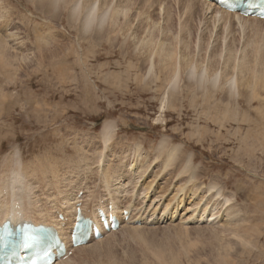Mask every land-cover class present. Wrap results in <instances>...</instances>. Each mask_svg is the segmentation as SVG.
Segmentation results:
<instances>
[{
  "label": "rangeland",
  "instance_id": "374dc122",
  "mask_svg": "<svg viewBox=\"0 0 264 264\" xmlns=\"http://www.w3.org/2000/svg\"><path fill=\"white\" fill-rule=\"evenodd\" d=\"M127 1L0 0V206L51 203L65 238L80 195L90 217L106 201L118 214L128 207L117 232L73 250L65 264H264V141L255 152L248 137L264 132V84L251 88L264 81V25L241 32L233 18L226 32L200 0ZM88 3L96 15L86 29ZM114 8L121 16L112 24ZM163 25L176 64L188 55L175 83L156 56L148 60ZM241 58L248 70L237 67ZM208 64L203 88L191 66ZM211 73L220 78L213 88ZM20 209L26 220L42 218Z\"/></svg>",
  "mask_w": 264,
  "mask_h": 264
},
{
  "label": "bare ground",
  "instance_id": "6f19581e",
  "mask_svg": "<svg viewBox=\"0 0 264 264\" xmlns=\"http://www.w3.org/2000/svg\"><path fill=\"white\" fill-rule=\"evenodd\" d=\"M54 1V3H56V2H58L59 0H53ZM62 1V0H61ZM91 1V0H90ZM109 1V0H108ZM120 1V0H119ZM125 1V0H124ZM128 1H130V0H128ZM127 1V2H128ZM133 1V0H132ZM150 1V0H149ZM160 1V0H159ZM162 1V0H161ZM182 1V0H181ZM192 1V0H191ZM191 1H189V3H191ZM201 1V0H200ZM83 2V1H82ZM102 2H103V0H102ZM127 2H125V3H127ZM158 2V1H157ZM171 2L173 3V1L171 0ZM179 2V1H178ZM177 2V3H178ZM185 1H183L182 3H183V5L185 4L184 3ZM40 3V2H39ZM84 3V2H83ZM94 4L95 3H97V2H93ZM92 3V4H93ZM106 3V2H105ZM105 3H104V5H105ZM129 3V2H128ZM176 3V4H177ZM181 3V2H180ZM203 4L202 6H204V11H205V13H208V15H207V17L208 16H210V15H212V17L210 18V20L211 19H213V22L214 23H221V24H224V26H223V29L224 30H226V27H228V29L226 30V32H228L229 31V27H230V29H231V22L230 21H232L233 20V18H235V21L233 20V22H232V24H233V27H235L236 25H237V27H238V30H240L241 32H244L246 29H248L247 28V26H250V25H252V24H258V25H264V21H261V20H259V19H257V18H252V17H248V18H246V19H244L243 17H240L238 14H234V13H228V12H225V11H222V10H220V9H218L214 4H209V3H206V1H201L199 4ZM89 4V3H88ZM131 4H132V2H131ZM146 4V3H145ZM144 4V5H145ZM162 4V3H161ZM193 4H195V3H193ZM37 5V4H36ZM90 5V4H89ZM96 5V4H95ZM124 5H126V4H124ZM182 5V4H181ZM180 4H179V6H181ZM111 6H113V5H111ZM148 6H149V4H148ZM176 6V5H175ZM188 6V12H189V8L190 7H192L193 8V6L194 5H192V6H190V4H188L187 5ZM190 6V7H189ZM102 7H103V5H102ZM102 7H100V8H102ZM113 7H115V6H113ZM126 7V6H125ZM124 7V8H125ZM130 7H131V5H130ZM129 7V4H128V9L130 8ZM134 7V6H133ZM159 7V6H158ZM166 6H164V8H165ZM93 8H95V7H93ZM93 8H91V5H90V7H88V10L85 12L86 13V15L84 16V18H83V27L84 28H88V27H90L91 26V24L94 22L93 20H94V16L96 15L95 13H94V10L96 11V9H93ZM144 8H146V7H144ZM151 8V7H150ZM178 8H180V7H178ZM195 8V7H194ZM115 9V8H114ZM132 9V8H131ZM147 9V8H146ZM166 9V8H165ZM176 9H177V7H176ZM184 9H186V7L184 8ZM97 10H98V8H97ZM100 10V9H99ZM105 11V10H104ZM103 11V12H104ZM143 11H144V9H143ZM165 11V10H164ZM167 11V10H166ZM186 11H187V9H186ZM186 11L184 10V12H185V14L186 15H189V14H187L186 13ZM193 11V10H192ZM100 13V14H104V13ZM107 13H108V11H106ZM123 12V11H122ZM137 12V11H136ZM142 12V11H141ZM160 12V11H159ZM190 12H191V9H190ZM189 12V13H190ZM196 12V11H195ZM120 10H118V9H115V11H113V17H110V18H112L111 20V23L112 24H115V22H114V20H113V18H116V17H118V15H120ZM146 13H150V12H146ZM146 13H144V14H146ZM166 13V12H165ZM179 13V12H178ZM201 13V12H200ZM209 13H210V15H209ZM81 14V13H80ZM106 14V13H105ZM109 14V13H108ZM148 14H147V16H148ZM161 14V13H160ZM164 14V13H163ZM167 14V13H166ZM196 14V13H195ZM194 13H193V15H195ZM134 15V14H133ZM140 15V14H139ZM169 15H170V13H169ZM179 15V14H178ZM182 15H184L183 13L180 15V18H181V16ZM200 15V14H199ZM110 16H112V15H110ZM121 16V15H120ZM163 16V15H162ZM191 16V15H190ZM201 16V15H200ZM206 16V15H205ZM78 17H79V15H78ZM164 17V16H163ZM171 16H169V18H170ZM178 17V16H177ZM185 17L186 16H184V18L182 17L180 20L182 21V19H185ZM199 17V16H198ZM102 18V21H100V22H103L104 21V18H103V16L101 17ZM109 18V19H110ZM148 18V17H147ZM157 18V17H156ZM168 17H167V21H168V19H169ZM186 18H190V17H186ZM195 18V17H194ZM200 19H201V17H199ZM71 19V18H70ZM99 19V18H98ZM101 20V19H100ZM117 20V19H116ZM124 20V19H123ZM128 20V19H127ZM143 20V19H142ZM163 20H165V18L163 19ZM188 20V19H187ZM186 19L185 20H183L184 21V23L187 21ZM202 20V19H201ZM210 20H208V21H210ZM227 20H229V22L230 23H228L227 22ZM76 21H78V20H76ZM126 21V20H125ZM144 21V20H143ZM167 21H165L166 23L165 24H168L167 23ZM181 21H179L180 23H181ZM182 21V22H183ZM190 20H188L187 22H189ZM98 22V21H97ZM99 22V23H100ZM134 22V21H133ZM146 22V21H145ZM170 22V21H169ZM187 22H186V24H187ZM206 22V21H205ZM76 23V22H75ZM139 23H140V21H139ZM148 23V22H147ZM179 23V24H180ZM210 23H212V22H210ZM213 23V24H214ZM102 24V23H101ZM101 24H99V25H101ZM138 24V23H137ZM170 24V23H169ZM189 24H191V23H189ZM188 24V25H189ZM203 24V23H202ZM212 24V25H213ZM120 25V24H119ZM181 26H182V24H180ZM205 25V24H204ZM129 26V25H128ZM145 26V25H144ZM164 26V25H163ZM169 26V25H168ZM168 26H164L163 28H165V29H162L161 28V40H157V41H155V43H154V47L150 50V52L148 53L149 54V57H148V60L151 58V60L153 59V57L154 56H156L157 57V60H156V66H159V73H164V74H166V81L167 80H170V79H172V82L173 83H175V81L177 82V80H178V76H179V71H182L183 73H184V71H186V70H188V64H187V59L186 58H188V55L187 56H183V59H182V62L184 63V64H176V60H177V58H175L173 55L175 54L174 53V48L170 45V44H167L168 42H167V38H166V36H167V32H168ZM206 26H207V23H206ZM214 26V25H213ZM213 26H211V27H213ZM218 26V25H217ZM219 26H221V28H222V25H220L219 24ZM99 27H101V26H99ZM155 27V26H154ZM183 27V29H184V27H185V25L184 26H182ZM187 27H189V26H187ZM187 27H186V30H183V31H188L189 32V30H187ZM205 27V26H204ZM209 27H210V24H209V26H208V30H209ZM211 27H210V29H211ZM254 27V26H253ZM80 28V27H79ZM159 28V27H158ZM180 28L181 27H179V30H180ZM214 29H215V27H213ZM218 28H220V27H218ZM260 28V27H259ZM188 29H190V28H188ZM204 30V32H205V29L206 28H203ZM206 29V30H207ZM214 29H212L213 31H214ZM223 29H220L221 31L223 30ZM235 29V28H234ZM237 29V28H236ZM120 30V29H119ZM154 30V29H153ZM181 30H182V28H181ZM207 30V31H208ZM212 30H211V32H212ZM258 30V29H257ZM145 31V30H144ZM171 31V30H170ZM210 31V30H209ZM219 31V30H218ZM232 31V30H231ZM235 31V30H234ZM261 31V30H260ZM188 32H187V35L186 36H188L189 34H188ZM261 32H263V31H261ZM146 33V32H145ZM148 33H150V32H147V34ZM169 33V32H168ZM206 33V32H205ZM232 33H233V31H232ZM231 33V34H232ZM172 34V33H171ZM179 34H180V31H179ZM184 34V33H183ZM186 34V33H185ZM213 34V33H212ZM220 34H221V32H220ZM230 34V35H231ZM234 34V33H233ZM239 34V33H238ZM245 34V33H244ZM250 34V33H249ZM255 34V33H254ZM258 34V33H257ZM149 35V34H148ZM148 35H147V37H148ZM152 35V34H151ZM151 35H149V36H151ZM177 35V34H176ZM208 35H211V34H208ZM227 35H229L228 33H227ZM262 35V34H261ZM115 36V35H114ZM145 36V35H144ZM153 36V35H152ZM151 36V37H152ZM178 36V35H177ZM176 36V37H177ZM185 36V35H184ZM180 37L179 39H184L185 40V37ZM212 36V35H211ZM211 36H209L210 38H211ZM221 36V35H220ZM222 36H223V34H222ZM226 36V35H225ZM250 36V35H249ZM263 36V35H262ZM111 37V36H110ZM146 37V38H147ZM154 37H155V35H154ZM171 37V36H170ZM189 37V36H188ZM216 37V36H215ZM214 37V38H215ZM224 37V36H223ZM233 37V35L231 36V38ZM142 38V37H141ZM145 38V39H146ZM187 38V37H186ZM245 38V37H244ZM247 38V37H246ZM250 38V37H249ZM248 38V39H249ZM256 38V37H255ZM254 38V39H255ZM116 39V38H115ZM158 39H159V37H158ZM204 39V38H203ZM221 39H222V37H221ZM226 38H223V40L224 41H226L225 40ZM234 39V38H233ZM232 39V40H233ZM250 39H252V38H250ZM249 39V40H250ZM262 39V38H261ZM144 40V39H143ZM173 40H175V38H173ZM184 40H182V41H184ZM193 40V39H192ZM215 40H216V38H215ZM218 40V39H217ZM249 40H246V41H249ZM145 41H147V40H145ZM152 39H148V41L146 42V44H148V45H150L151 43H152ZM186 41V40H185ZM203 41V40H202ZM228 41V40H227ZM231 41V40H230ZM167 42V43H166ZM245 42V41H244ZM250 42H251V40H250ZM253 42V41H252ZM138 43V42H137ZM142 43V42H141ZM179 43H180V41H179ZM184 43V42H183ZM188 43V42H187ZM187 43L185 44V45H187ZM228 43V42H227ZM256 43H257V41H256ZM264 43V42H263ZM42 44V43H41ZM188 44H190V43H188ZM231 44V43H230ZM261 44V43H260ZM180 46H182L181 48H183V44H179ZM246 45H247V42H246ZM246 45H245V47H246ZM146 46V45H145ZM177 46V45H176ZM226 47H228L227 45H225ZM255 46V45H254ZM257 46V45H256ZM255 46V47H256ZM199 47V46H198ZM197 47V48H198ZM244 47V48H245ZM252 47H253V45H252ZM137 48V47H136ZM229 48V51L231 52V49H230V47H228ZM243 48V49H244ZM177 49V48H176ZM184 49V48H183ZM182 49V50H183ZM226 49V48H225ZM256 49H257V47H256ZM255 49V50H256ZM250 50V49H249ZM252 50V49H251ZM64 51V50H63ZM197 51H198V54H199V51H200V48H198L197 49ZM228 51V52H229ZM3 52V51H2ZM176 53H177V51H175ZM186 52V51H185ZM230 52H229V54H230ZM245 52V51H244ZM244 52H242V57H244L245 55V53ZM4 53V52H3ZM43 53V52H42ZM59 53V52H58ZM180 53H182L181 51H180ZM248 52H246V54H247ZM258 53V52H257ZM250 55H251V53H250ZM249 55V56H250ZM4 56H6L5 54H4ZM230 56H231V54H230ZM229 56V57H230ZM248 56V55H247ZM257 56V55H256ZM134 57V56H133ZM179 57V56H178ZM231 58V57H230ZM250 58H252V57H250ZM179 59V58H178ZM242 59V58H241ZM150 60V61H151ZM189 60V59H188ZM228 60V59H227ZM246 60H247V58H246ZM256 60H258V59H256ZM259 60H260V58H259ZM149 61V62H150ZM231 61V60H230ZM239 61V60H238ZM242 62L240 63V61H239V63L240 64H237V67H238V65L239 66H241V68L240 69H242V70H248V69H246L247 67H249V65L251 66V63L249 64V62L248 63H246L243 59L241 60ZM255 61V60H254ZM253 61V62H254ZM190 62V61H189ZM252 62V61H251ZM257 63H258V61H257ZM256 63V64H257ZM190 64H191V62H190ZM227 63H225V66L224 67H226L227 65H226ZM255 64V62L253 63V65ZM256 64L254 65V67H256ZM150 65V68H149V70H148V72H151L152 70H153V68H155V64H153L152 62L149 64ZM179 65V66H178ZM235 65V64H234ZM252 65V66H253ZM261 64H258L257 65V67L258 66H260ZM231 66V65H230ZM247 66V67H246ZM228 67V66H227ZM246 67V68H245ZM254 67H251V68H253L254 69V71L252 72V74L251 73H249L250 75H254V77L253 78H256V73H255V68ZM256 67V68H257ZM260 67H262V66H260ZM208 69L210 70V72H212L211 70L213 69L212 68V66H210L209 64L207 65V66H205V67H199V66H196V65H194V66H191V75H194V73L195 72H197V74H198V71H199V75H198V77H199V79H198V83H199V86H202L203 88H204V86H205V83L209 80V78H210V76L208 75ZM237 69V68H236ZM250 69V68H249ZM259 70H260V68H258ZM248 72V71H247ZM251 72V71H250ZM255 73V74H254ZM210 74V73H209ZM213 74L214 73H211V78H212V88L218 83V81H219V79L220 78H218L219 76H217V73L214 75V77H213ZM247 74V73H246ZM138 75V74H137ZM261 75H263V74H261ZM139 76H140V74H139ZM182 76V75H181ZM252 76H251V78H252ZM258 77H264V76H259L258 75ZM159 79V78H158ZM249 80V79H248ZM230 81V82H229ZM246 81V80H245ZM227 82H229L230 83V86L229 85H227V86H229V89L227 90V92L228 93H230V95H232V97L233 96H235V94H236V90L238 89L237 88V84H236V80H233V79H228L227 80ZM247 82V81H246ZM263 84H264V81L262 80V79H255V80H253L252 81V87L251 88H253V90L256 88V87H261V86H263ZM170 85V84H169ZM250 85V82H249V84H248V86ZM247 86V87H248ZM179 90V89H178ZM255 92V91H254ZM255 95V94H254ZM236 97H238V96H236ZM223 98V97H222ZM234 99V98H233ZM251 101L252 100H248V102L249 103H251ZM230 102V101H229ZM228 103V102H227ZM260 103H262V102H260ZM259 104V103H258ZM229 115V114H228ZM110 127L111 126H109V124L107 125V126H105V132L106 133H104V132H102V133H104L105 135H107L108 134V136H109V133H107V131H108V128H109V130H111L112 131V129H110ZM112 128V127H111ZM106 129H107V131H106ZM110 132V131H109ZM264 132H262V133H251L248 137H249V142L251 143V145L252 146H256L257 144H255V143H257L258 142V145L260 146V148L263 146V141H264V134H263ZM103 134V135H104ZM110 134H111V136H112V133L110 132ZM107 136V137H108ZM105 136H103V138H104ZM106 138V137H105ZM103 139V140H106V139ZM106 141H109L108 140V138H107V140ZM105 141V142H106ZM250 145V146H251ZM254 146L255 148H254V150L256 149L257 150V148L259 147V146ZM252 149L251 150H253V147H251ZM260 148H258V149H260ZM175 150V149H174ZM248 150V149H247ZM256 150H255V152H256ZM166 151V154L168 155V153L169 152H171L172 153V151H173V149H172V151L170 150L169 152H167L168 151V149L167 150H165ZM259 151H261V150H259ZM173 152H176V150L175 151H173ZM248 152H250V149H249V151ZM262 152V151H261ZM260 153V152H259ZM176 154V153H175ZM174 154V155H175ZM169 155H170V153H169ZM173 156V155H172ZM168 161L170 160V158H168L167 159ZM171 160H172V158H171ZM189 161V160H188ZM187 161V162H188ZM177 162H179V161H177ZM190 163V162H189ZM188 163V164H189ZM188 164L186 165V167L188 168L189 166H188ZM170 165H171V163H170ZM172 166V165H171ZM129 167V166H128ZM165 168V167H164ZM187 168H184V169H187ZM189 169V168H188ZM183 172H185V171H183ZM190 174V173H189ZM103 177V176H102ZM116 177V176H115ZM192 178V177H191ZM4 179V178H3ZM2 179V180H3ZM108 179V178H107ZM112 179V178H111ZM115 179V178H114ZM117 179V178H116ZM5 180V179H4ZM4 180L2 181V185H5V183L3 184V182H4ZM14 180H18V179H16V178H14ZM119 180V179H118ZM111 182V181H110ZM112 182H114V181H112ZM118 183V182H117ZM114 184V183H113ZM126 184V183H125ZM0 186V187H2V190H3V187L4 186ZM105 185L107 186V187H109V183L108 182H105ZM117 185V184H116ZM110 186H112L111 184H110ZM123 186H124V184H123ZM126 186V185H125ZM48 187V186H47ZM115 186H113V188H110V190H112V189H115L114 188ZM118 187H120V185L118 186ZM117 187V188H118ZM126 188V187H125ZM145 188V190H146V187H144ZM215 188H213V190H214ZM2 190H1V188H0V195H1V193H2ZM109 190V192L111 193V192H113V191H110ZM216 190V189H215ZM79 191V190H78ZM77 191V192H78ZM134 191V190H133ZM132 191V192H133ZM148 191V190H147ZM126 192V191H125ZM149 192V191H148ZM182 192V191H181ZM218 192V191H217ZM115 193H117V192H115ZM114 193V194H115ZM109 194V193H108ZM143 194H145V193H143ZM113 195V194H112ZM122 195V194H121ZM218 195V194H217ZM148 196V195H147ZM144 197H145V195H144ZM229 199V198H228ZM17 200V199H16ZM20 200V199H19ZM19 200H17V201H19ZM16 201V202H17ZM223 201V205H224V207H225V204L226 203H228L229 201H227V200H222ZM22 202V201H21ZM11 203L10 205H7L6 203H3V202H1L3 205H1L0 206V225H2V223L3 222H5L6 220H10V221H12L13 223H22V222H25V221H27L26 220V217H25V215L24 214H21L22 212H20L19 210H21L20 208H23V209H25V211H26V215H27V211L29 212V213H32V214H34V216L35 217H42L41 218V220H36L35 222H32L33 224H35V225H39V224H42V225H45V226H53V227H56L57 229H58V231H59V233H60V235H61V237L63 238V239H65V240H67V241H69V233H66V238L64 237V235L62 234V232H61V230L63 231V227H59V223H58V221H57V219H56V216L54 215H48V212H49V208H51V206L53 205V204H51V203H47V204H40L39 206L38 205H35V208H36V210H35V208H34V206H32L33 205V202H32V200H30V199H25V202H23V203ZM62 202V201H61ZM117 203V202H116ZM116 203L115 202H113V203H111V207H112V211L116 214V216H117V209L119 208V206L117 207V208H115L114 206L116 205ZM151 203H153V202H151ZM77 204V203H76ZM229 204V203H228ZM152 205V204H151ZM253 205V204H252ZM41 206V207H40ZM254 206V205H253ZM260 206V205H259ZM262 207V206H261ZM264 207V206H263ZM67 208V207H66ZM65 208V209H66ZM228 208V207H227ZM260 208V207H259ZM128 209V207L125 209V210H127ZM174 209V208H173ZM179 209V208H178ZM202 209V208H201ZM200 209V210H201ZM232 209V208H231ZM197 210V209H196ZM205 210H206V206H205ZM204 210V211H205ZM216 210V209H215ZM257 210H258V208H257ZM36 211H38V212H36ZM66 212H68L67 210H65ZM73 211H74V213L71 215V218H72V222H71V224H70V227H71V225H72V223L74 222V219H75V215H76V213H75V211H76V207H75V209H73ZM80 211H81V209H80ZM178 211V210H177ZM213 211V210H212ZM218 211V210H217ZM260 211V210H259ZM262 211V210H261ZM96 212H97V210H96ZM96 212L94 213V215H92L91 217L93 218V219H96V217H95V214H96ZM225 212V211H224ZM17 213V214H16ZM37 213H41L42 214V216H39ZM200 213V212H199ZM205 213V212H204ZM204 213H202V214H204ZM218 213H219V211H218ZM21 214V215H20ZM201 214V215H202ZM258 214V213H257ZM262 214V213H261ZM200 215V214H199ZM30 215L28 214V217H29ZM32 216V215H31ZM67 216V215H66ZM88 216V215H87ZM193 216V215H192ZM228 216V215H227ZM44 217H45V219H44ZM62 217V216H61ZM119 217H120V215H119ZM195 217V216H194ZM203 217V216H202ZM214 217H215V215H214ZM64 219V218H63ZM208 220H209V218H208ZM208 220H206V221H208ZM153 221V220H152ZM50 222H53V224H51ZM56 222V223H55ZM230 223V222H229ZM236 223V222H235ZM231 225V224H230ZM233 225V224H232ZM236 225V224H235ZM238 225V224H237ZM236 225V226H237ZM236 226L234 227V228H236ZM221 227V226H220ZM233 228V227H232ZM232 228H231V230H232ZM223 229V228H222ZM224 230V229H223ZM235 230V229H234ZM233 230V231H234ZM243 230V229H242ZM233 231H230V232H233ZM237 231H240V230H237ZM185 232H186V230H185ZM187 233V232H186ZM238 233V232H237ZM235 234V233H234ZM186 237V236H185ZM189 237V236H188ZM141 238V237H140ZM188 239V238H187ZM182 243V242H181ZM98 244V243H97ZM147 245V244H146ZM69 246H70V244H69ZM158 248V247H157ZM86 248L84 247V248H78V249H76L75 250V252H76V254H78V253H81V252H83L84 250H85ZM161 252V251H160ZM161 258H163V257H161ZM264 258V257H263ZM135 260V259H134ZM179 261V260H178ZM175 262V261H174ZM60 264H65V263H60ZM67 264H70V261L67 263Z\"/></svg>",
  "mask_w": 264,
  "mask_h": 264
}]
</instances>
